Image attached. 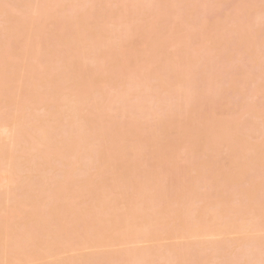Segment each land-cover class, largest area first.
<instances>
[{"label": "rangeland", "instance_id": "rangeland-1", "mask_svg": "<svg viewBox=\"0 0 264 264\" xmlns=\"http://www.w3.org/2000/svg\"><path fill=\"white\" fill-rule=\"evenodd\" d=\"M262 261V0H0V264Z\"/></svg>", "mask_w": 264, "mask_h": 264}, {"label": "snow or ice", "instance_id": "snow-or-ice-1", "mask_svg": "<svg viewBox=\"0 0 264 264\" xmlns=\"http://www.w3.org/2000/svg\"><path fill=\"white\" fill-rule=\"evenodd\" d=\"M262 3H264V0H262ZM261 264H264V261H262Z\"/></svg>", "mask_w": 264, "mask_h": 264}]
</instances>
